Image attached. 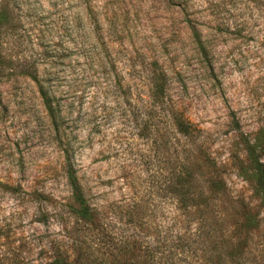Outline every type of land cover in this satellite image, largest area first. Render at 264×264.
<instances>
[{"label":"rangeland","instance_id":"rangeland-1","mask_svg":"<svg viewBox=\"0 0 264 264\" xmlns=\"http://www.w3.org/2000/svg\"><path fill=\"white\" fill-rule=\"evenodd\" d=\"M246 140L264 163V0H0V264H205L170 192L199 154L219 264H264ZM66 152L95 224L69 212Z\"/></svg>","mask_w":264,"mask_h":264},{"label":"trees","instance_id":"trees-1","mask_svg":"<svg viewBox=\"0 0 264 264\" xmlns=\"http://www.w3.org/2000/svg\"><path fill=\"white\" fill-rule=\"evenodd\" d=\"M201 52L205 54L203 48H201ZM163 87L164 86L161 85L160 89L158 88L157 90L162 92ZM44 99L49 117L55 120L53 106L48 102L47 97H44ZM171 119L175 130L180 135L191 139L194 133L192 125L185 121L177 112L172 113ZM262 150L263 148L261 146L252 141L246 140L244 143V151L254 166L257 183L264 193V163L261 160L263 156ZM64 160V174L72 196V203L68 205L69 212H71L78 221H82L85 224H95L94 209H92L85 200L83 188L79 183L74 163L68 152H66ZM214 170H216L215 164L207 157L202 158L199 154L198 156H194L188 166L185 167L184 173H181L179 176H174L172 186L170 187V192L177 200L185 217L196 224L192 239L196 244L203 246L205 264H219L223 259L229 260L227 257H232L233 254L232 245H225V243H220L218 240L222 234V227H225L223 222L224 218L228 214L222 219V212L220 209L219 211L216 210L218 206L215 201H218V199H216L214 195H206V188L209 187L213 189L217 184L221 185L222 182V180H218L217 177L214 176ZM203 177H205V179H203ZM219 221L221 222L219 223ZM181 241V238H176L172 243L174 251L183 250V247H179ZM189 249L190 248H188V251ZM167 254L168 255L165 257H159L161 264H169L170 261L173 260L171 254ZM56 264L70 263H68L66 259H62L56 262Z\"/></svg>","mask_w":264,"mask_h":264}]
</instances>
